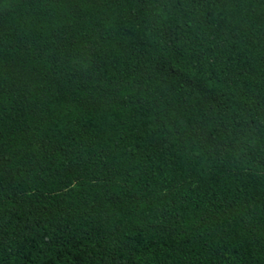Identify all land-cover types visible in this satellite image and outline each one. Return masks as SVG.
Listing matches in <instances>:
<instances>
[{"label": "trees", "instance_id": "obj_1", "mask_svg": "<svg viewBox=\"0 0 264 264\" xmlns=\"http://www.w3.org/2000/svg\"><path fill=\"white\" fill-rule=\"evenodd\" d=\"M0 264H264V0H0Z\"/></svg>", "mask_w": 264, "mask_h": 264}]
</instances>
